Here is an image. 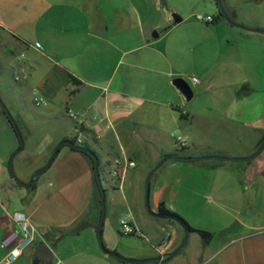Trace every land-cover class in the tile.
<instances>
[{"label": "crops", "instance_id": "crops-1", "mask_svg": "<svg viewBox=\"0 0 264 264\" xmlns=\"http://www.w3.org/2000/svg\"><path fill=\"white\" fill-rule=\"evenodd\" d=\"M200 2L213 10L203 11L212 23L193 20ZM221 2L231 20L264 31V0ZM219 13L213 0H0V101L20 133L24 106L31 113L51 105L32 116L49 122V132L14 158L19 180L28 182L64 139H81L97 156L108 225L115 230L101 247L100 192L84 151L59 148L44 172L49 183L40 203L34 190L26 189L42 176L29 188L14 182L8 161L18 142L0 104V264L6 254L2 241L17 228L11 219L16 212L52 250V264H264V148L248 161H162L181 149L188 157L223 152L226 158H244L264 140V33L235 28L218 19ZM216 58L221 66L214 69ZM188 69L199 71L202 83L187 79L194 95L186 103L171 82ZM65 74L81 85L69 83ZM34 94L46 105L34 106ZM175 135L185 139V147ZM115 159L135 163L122 181L110 173ZM159 163L150 178L151 212L158 213L162 203L193 229L209 232V243L188 233L173 255L183 228L147 214L145 179ZM74 178L88 183V199L68 221L53 223L58 226L53 232L44 220L69 212L55 215L42 202H56L60 185ZM121 219L134 234L120 232ZM83 220L88 226L74 233ZM191 238L200 246L198 254L191 255ZM35 245L10 264H32Z\"/></svg>", "mask_w": 264, "mask_h": 264}, {"label": "rangeland", "instance_id": "rangeland-1", "mask_svg": "<svg viewBox=\"0 0 264 264\" xmlns=\"http://www.w3.org/2000/svg\"><path fill=\"white\" fill-rule=\"evenodd\" d=\"M199 5V14H203V11L204 12H211L213 11L211 9V11H209L210 9L207 8V7H204L203 4H201V2L198 4ZM213 8V7H212ZM215 8V7H214ZM214 14L216 15V9H215V12ZM177 15V14H176ZM195 14H193L194 16ZM193 20L195 22H198L195 20V18L193 17ZM200 24H205V23H201V22H198ZM3 44H0V46H2ZM220 65V59L216 58L215 61H214V69L218 68ZM213 72L211 71L210 72V75L212 74ZM215 74V73H214ZM191 77H194L197 79V81H199V83H202L201 81V75L199 73V71L197 70H192V69H188L184 72L183 74V79L187 82V79L191 78ZM35 81V78L33 79ZM32 80V81H33ZM188 83V82H187ZM197 83V82H196ZM37 97H39V95L37 94L36 95ZM51 106V105H50ZM49 106V107H50ZM14 107V106H13ZM47 107V108H49ZM25 110H23L24 114L23 115H20L18 117V120H19V125H20V129H21V133L20 136H21V140L23 141V145L25 146V149H28L30 147V145L34 144L36 145L35 143L38 142V140L40 139V137L49 132V129H50V126L51 124L47 121H41L39 120L38 118L36 117H33V114L34 112H46L47 108L45 107H42V108H38L37 110H35L34 108L35 107H31L30 109H34L31 113L30 112H27L29 111L28 107L27 106H24ZM11 113L12 115L16 116V111H17V108L14 109L11 107ZM11 126L13 128V136L15 137V139L17 140L18 142V146L15 150V152L19 149L20 145H21V140L19 139L18 137V134L17 132L15 131L14 129V126H13V123L11 122ZM174 137H177V135H175ZM14 152V153H15ZM25 152V151H24ZM24 153H20L19 156L21 157ZM12 155V154H11ZM18 157V158H20ZM10 158V157H9ZM19 160V159H17ZM15 161L13 163V171H14V174L15 176L19 179V175H20V164L18 163V161ZM30 163V161H29ZM54 166V165H53ZM53 168V167H52ZM52 170V169H51ZM37 171H35L36 173ZM35 173L33 175H35ZM48 172L47 173H44V175L42 174L39 178V180L35 183V185L32 187V188H29V189H26V190H34V193L36 194V198L37 199V203H40L42 201V199H44L45 195H46V186L48 185V180L46 179L47 176H48ZM83 180L81 179H77V178H74L73 180H66L64 183H62L61 186V190H58L57 194H56V199L55 201L56 202H48L47 200H44V202H42V208H45L48 206L49 209L52 210V212H55V215L57 214H60V212H69V214H65V215H58L57 217H49V218H46V220H44L47 225H49V227H52L54 230L53 232H57L58 231V226L54 225L53 223H60V221L64 220V221H68V217L71 218V216H74V214L84 206V204L86 203L87 199H88V193H89V185L87 182H82ZM15 182V181H14ZM103 190H104V187L103 185L101 184ZM24 190V191H26ZM99 190V188H98ZM105 192V191H104ZM99 200H100V193H99ZM54 205L53 207H50V205ZM104 206H105V217H104V220H103V225H102V230H101V238H100V241H101V245L104 247V241L107 237H111L113 238L115 236V230L110 227L109 228V217H107V208H106V203L104 202ZM150 207V206H149ZM72 210V211H71ZM10 213H11V210H9ZM48 219V220H47ZM119 219V218H117ZM58 237H59V234H57ZM42 237V236H41ZM41 237L39 238V240L35 239V236L32 240V242L29 244V245H35L37 242L36 241H41ZM54 237L56 238L57 236L54 235ZM19 242H23L24 239H23V236H20L19 237ZM50 243L52 244L53 243V240L52 239H49ZM99 241V240H98ZM189 244H188V247H191V255L193 254H198L200 252V246L198 245V243L196 241H193L192 238L189 239ZM194 242V243H192ZM28 245V246H29Z\"/></svg>", "mask_w": 264, "mask_h": 264}, {"label": "water", "instance_id": "water-1", "mask_svg": "<svg viewBox=\"0 0 264 264\" xmlns=\"http://www.w3.org/2000/svg\"><path fill=\"white\" fill-rule=\"evenodd\" d=\"M213 1L217 5V7L219 9V12L223 16L225 21L228 24H230L231 26H233L235 28L243 29V30L252 31V32H255V33H259V32L264 33V31H260V30H257V29H251V28H248L246 26H243L241 24H238V23L234 22L233 20H231L229 18V16H228V14H227V12H226L221 0H213ZM173 18H174V21H176V22L180 21V18L177 17V16H173ZM156 37H157V35H156ZM171 84L180 92L184 102L187 103V102L191 101V99L193 98V95H194L193 94V90H192L191 86L183 78H180V77L174 78L172 80ZM0 104L3 107V109L5 110L6 115L8 116V118L11 119V122L13 123L14 129L17 132L18 137L20 139L21 138V136L19 134L20 132H19L16 124L13 122L10 114L6 111V109L3 106V104L1 103V101H0ZM63 145H69V146H71L74 149L82 150L81 148L71 144L69 141H61L59 144H57V146L53 150V152H52L50 158L47 160L46 164L43 167H41L40 169H38L37 172L35 173V175L32 176L29 179L28 182L24 183V182L20 181L15 176L14 171H13L14 158L19 152H21L23 150V146L24 145H23V141L21 140V145H20L19 149L10 156L9 161H8V172H9L10 176L12 177V179L17 184H19L23 188L31 187L32 184L34 183V181L36 180V178L41 176L47 170V168L50 166L51 162L53 161L54 157L56 156L59 148L61 146H63ZM263 148H264V140L259 144L257 150L253 154H251V155H249L247 157H244V158H226V160H245V161H248V160L254 158L255 156H257L262 151ZM89 155H90V157H91V159L93 161L95 179H96V183H97V186H98L99 192H100L101 218H100V222H99V225H98V228H97V236H98L99 244L102 247L100 238H101V230H102L103 220H104V217H105V206H104L105 192H104V190H103V188L101 186V182H100V177H99V172H98V159H97V156L94 153H90ZM213 158H214V156L186 157V158H180L179 160H183V161H185V160H188V161H200V160H204V159H213ZM160 163L157 166H155V168H153L146 176L145 186H144V207H145V210H146L147 214H149L152 217L159 218V219H170L168 217H163V216L159 215L158 213L151 212V210L149 208V202L148 201H149L150 178H151V175L153 174V172L161 165ZM187 235H188V233L184 230L183 242L173 252V255L176 252H178L184 246V244H185V242L187 240ZM109 254L111 256L115 257V258H118V259H121V260H125V261H130V260H127V259H125L123 257H120L115 252H109ZM155 260H159V258H156ZM52 262H53V252H52V250L48 247V245L45 242H42V241L38 242L35 245V247H34V251H33V254H32V258H31V263L32 264H52Z\"/></svg>", "mask_w": 264, "mask_h": 264}, {"label": "built area", "instance_id": "built-area-1", "mask_svg": "<svg viewBox=\"0 0 264 264\" xmlns=\"http://www.w3.org/2000/svg\"><path fill=\"white\" fill-rule=\"evenodd\" d=\"M196 21L209 24L213 22V18L211 16H204L202 14H195L193 16ZM17 79V78H16ZM190 80L192 83H196L197 79L191 77ZM32 102L36 107H42L46 105V100L42 97H37L35 94L32 98ZM67 116L71 120L76 119V114L72 110L67 111ZM75 146L82 147L83 141L79 138H75ZM176 142L178 143L180 148L185 147V139L181 136L176 137ZM135 163L129 160L124 159H115L112 163V167L110 170L111 175L118 178L120 181L123 180L125 176V172L128 169L134 168ZM11 219L17 225L16 229H12L10 233L4 238L2 241V249L6 251L5 256L2 259L1 264H10L14 260H16L19 256H21L24 248L28 246L34 236L35 231L31 228L28 218L19 212L13 213L11 215ZM119 230L124 235L134 234L135 230L128 224L125 220H119L118 222ZM20 236H23L24 241L18 242V244H14L16 240L19 239Z\"/></svg>", "mask_w": 264, "mask_h": 264}, {"label": "trees", "instance_id": "trees-1", "mask_svg": "<svg viewBox=\"0 0 264 264\" xmlns=\"http://www.w3.org/2000/svg\"><path fill=\"white\" fill-rule=\"evenodd\" d=\"M218 19H224L223 16L219 13L218 15ZM66 75V80L71 83L72 85H76L79 86L81 85V83L74 78L72 75L70 74H65ZM177 113H179V116L181 118H184L181 111L178 109H174ZM79 130L81 132H86L87 130H85L83 127H79ZM63 141H69L71 144L75 145V141L74 139H64ZM78 147V146H77ZM82 150L87 153L88 156H90V153H94L92 152L90 149H88L84 144H82V147H79ZM58 153V152H57ZM57 155V154H56ZM214 156V159H216L218 162H223L226 160V154L223 152H216L212 154ZM188 153H186L185 149H181V150H177L173 153H169V154H165L162 156V161L166 160V159H175V160H179L180 158H186L188 157ZM56 157V156H55ZM54 157V158H55ZM54 160V159H53ZM186 163H193L192 161H188L185 160ZM158 214L163 216V217H168L170 218V220L175 221L176 223H178L179 225H181L183 227V229L187 232V233H197L199 235V237L203 240L204 243H209L211 240L212 235L209 232H205V231H200V230H195L192 227H190L188 225V223L178 214L173 213L168 211L167 209H165L164 205L161 203L159 205L158 208ZM88 226V223L83 220L81 222H79L75 228V232L74 233H78L79 231L85 229ZM63 234L60 235V237H62Z\"/></svg>", "mask_w": 264, "mask_h": 264}]
</instances>
